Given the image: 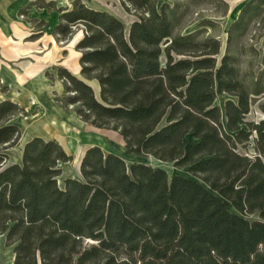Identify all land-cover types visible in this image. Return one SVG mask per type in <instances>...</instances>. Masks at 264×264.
<instances>
[{"label": "trees", "instance_id": "obj_1", "mask_svg": "<svg viewBox=\"0 0 264 264\" xmlns=\"http://www.w3.org/2000/svg\"><path fill=\"white\" fill-rule=\"evenodd\" d=\"M119 1L135 17L128 27L80 0L54 9L57 42L82 33L81 78L58 69L59 101L81 121L119 133L130 155L192 178L128 165L94 146L81 179L61 187V167L73 158L57 140L34 137L21 162L8 164L21 139L14 120L27 112L0 98V237L13 248L12 264H264V120L246 122L264 94V69L255 76L250 59L243 73L233 54L264 19V0L239 11L224 53L216 23L183 32L206 0ZM221 96L229 98L219 105ZM254 133L255 155L240 154Z\"/></svg>", "mask_w": 264, "mask_h": 264}, {"label": "rangeland", "instance_id": "obj_2", "mask_svg": "<svg viewBox=\"0 0 264 264\" xmlns=\"http://www.w3.org/2000/svg\"><path fill=\"white\" fill-rule=\"evenodd\" d=\"M36 1L38 8L51 3L52 10H46L54 11V9L71 8L72 3L76 0ZM80 1L89 8L115 15L127 27L135 19L134 16L124 10L119 0ZM250 1L252 0H206L205 5L194 7L191 10L188 20L195 23L187 27L183 32L187 33L199 29L198 26L203 20H210L216 23L218 27L215 35L222 42V51L224 53L227 46L229 26L237 20L239 11ZM185 2L186 0H160L161 4L168 3L174 6L175 3H179L182 7ZM58 18L59 13L57 12H44L43 14L40 12L37 15L23 13L22 16L13 21L12 28L8 29V34L2 36L0 40V64L3 69L0 71V98L10 99L19 103L27 112V117L20 116L14 120V123L21 131V139L19 146L8 150V164L9 162H21L23 147L31 138L42 136L45 139H55L62 145L67 154L73 158L71 162L61 167L62 176L59 179V185L64 187V181L67 179H81V175H79L81 164H79V158L75 153L74 146L83 145L85 142L90 141L85 139H91L93 143L88 144L89 146L85 148V153L90 147L98 146L106 153L120 156L128 165L134 163L149 164L153 167L164 168L169 175L192 178L186 170L176 169L170 164H162L152 157L142 158L130 155L126 149L123 137L115 131L95 128L92 125H89L84 130L87 123H84L76 116V107H65L61 104L59 100L62 98L64 91L58 77V69L65 68L74 76L81 78L80 53L76 50V45L82 38V33L77 34L68 42H57L53 36V31L59 21ZM17 29L22 31L20 36L16 33ZM208 30L210 34L212 30ZM24 36L28 37L26 42L23 40ZM8 38H13L15 42L20 41L18 44L21 46L22 56L20 58L14 57L11 51L7 55L5 54L7 47L5 41ZM233 54L239 56L243 73L247 69L246 63L251 59L254 64L253 72L255 76H259L264 69V19L252 23L248 36L233 44ZM2 73L8 74L9 77L12 75L18 76L21 81L20 84L17 85L18 83L11 80H3ZM15 93L18 95L17 97L14 96ZM228 98V96H221L218 104L221 105ZM256 99V104L252 106L250 113L246 116V122H254L256 124L264 120V111L262 110V106L264 107V94ZM74 127H81L84 133L77 137L72 131ZM256 137L257 135L254 133L250 143L245 147L239 146L238 152L244 156H254ZM249 219L257 220L258 217L251 216ZM0 241V264H12L14 260L13 248L5 247V237H0Z\"/></svg>", "mask_w": 264, "mask_h": 264}, {"label": "crops", "instance_id": "obj_3", "mask_svg": "<svg viewBox=\"0 0 264 264\" xmlns=\"http://www.w3.org/2000/svg\"><path fill=\"white\" fill-rule=\"evenodd\" d=\"M36 2H37L36 0H0V32L2 34V35L0 34V40H1L2 36H5L6 34H8V29L12 28L13 21L16 20L19 16H22L23 13H28V14L33 13L34 15L35 14L37 15L40 12L42 14L44 12L56 13L55 11H47L45 8H41V7L38 8L36 5ZM58 23H57V25H58ZM16 33H18L20 36V34H22V31L20 29H17ZM27 38H28L27 36H24L23 40H25V42H26ZM19 43H20V41L15 42V41H13V38H8L5 41V44L7 46L5 54L7 55L11 51L13 53L14 57L20 58L22 56V53H21V46L18 45ZM2 70H3L2 65L0 64V71H2ZM3 77H6V78H4V80L6 79V81L11 80L12 82L15 81L16 83H18L17 82L18 78L13 76V75L11 77H9L8 74L4 73ZM17 85H19V84H17ZM35 137H41V138L45 139L42 136H35ZM45 140H53V139H45Z\"/></svg>", "mask_w": 264, "mask_h": 264}, {"label": "bare ground", "instance_id": "obj_4", "mask_svg": "<svg viewBox=\"0 0 264 264\" xmlns=\"http://www.w3.org/2000/svg\"><path fill=\"white\" fill-rule=\"evenodd\" d=\"M59 20V19H58ZM59 22V21H58ZM10 73V72H9ZM3 74V73H2ZM12 75V74H11ZM9 76V75H8ZM4 78H6V77H4ZM17 82H18V84H20V79H19V77L17 76ZM4 80V79H3ZM5 82V81H4ZM10 85V84H9ZM90 85H92V86H94V88H95V90H97L98 91V88H97V86L95 87V85L94 84H90ZM24 88V87H23ZM35 88V87H34ZM38 89V88H37ZM36 89V90H37ZM43 92V91H42ZM34 93V92H33ZM15 97H17L18 95H17V93H15V95H14ZM37 97V96H36ZM32 105H33V103H32ZM77 116V115H76ZM77 118V117H76ZM80 121V120H79ZM84 122V121H83ZM85 123V122H84ZM32 124V123H31ZM89 126V124H85V127H84V130H86L87 129V127ZM72 131L75 133V135L77 136V137H79V136H81L82 135V133H84V132H82V128L81 127H74L73 129H72ZM69 132H70V130H69ZM82 138V137H81ZM82 140V139H81ZM85 140H90L89 142H85L83 145L82 144H79V146H74V149H75V153L77 154V156H78V158H79V164H81V161H82V158L84 157V155H85V148L87 147V146H89L88 144H92L93 142L91 141V139H85ZM75 144H77V143H75ZM13 259H14V256H13Z\"/></svg>", "mask_w": 264, "mask_h": 264}]
</instances>
